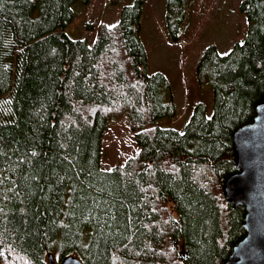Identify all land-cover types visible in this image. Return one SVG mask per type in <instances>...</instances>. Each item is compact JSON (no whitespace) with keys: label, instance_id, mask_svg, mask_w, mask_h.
Segmentation results:
<instances>
[{"label":"trees","instance_id":"1","mask_svg":"<svg viewBox=\"0 0 264 264\" xmlns=\"http://www.w3.org/2000/svg\"><path fill=\"white\" fill-rule=\"evenodd\" d=\"M78 0H0V264H224L245 235L227 201L237 171L232 134L264 101V0H242L248 31L226 54L208 46L182 132L170 85L149 72L140 38L145 0L123 5L92 43L70 38ZM193 3V1H192ZM187 0H165L169 38ZM126 116L138 153L101 168L107 122ZM186 258L183 260L181 252Z\"/></svg>","mask_w":264,"mask_h":264},{"label":"rangeland","instance_id":"2","mask_svg":"<svg viewBox=\"0 0 264 264\" xmlns=\"http://www.w3.org/2000/svg\"><path fill=\"white\" fill-rule=\"evenodd\" d=\"M134 2L78 0L73 5L74 15L66 25V34L70 38L86 39L90 44L97 37L99 26H113L119 19L122 6ZM241 2L187 0L182 34L172 41L165 25V0H145L140 15V38L146 50L148 70L165 75L175 106V115L161 120L163 125L182 132L192 107L198 102L206 104L207 115L212 113V91L204 80H198L197 63L208 46L213 45L220 54H226L235 43L245 39L248 23L240 11ZM138 150L135 133L126 116L107 122L101 146L102 169L109 170L123 163ZM180 254L184 260L186 255L184 252Z\"/></svg>","mask_w":264,"mask_h":264},{"label":"water","instance_id":"3","mask_svg":"<svg viewBox=\"0 0 264 264\" xmlns=\"http://www.w3.org/2000/svg\"><path fill=\"white\" fill-rule=\"evenodd\" d=\"M232 141L237 171L225 178L223 194L234 207H245V235L224 264H264V101L256 105L253 120L233 132ZM47 264L84 263L74 255L56 262L49 253Z\"/></svg>","mask_w":264,"mask_h":264}]
</instances>
